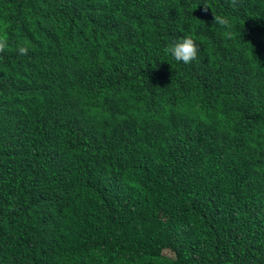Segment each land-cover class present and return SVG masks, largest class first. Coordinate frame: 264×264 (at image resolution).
Instances as JSON below:
<instances>
[{
	"label": "trees",
	"instance_id": "obj_1",
	"mask_svg": "<svg viewBox=\"0 0 264 264\" xmlns=\"http://www.w3.org/2000/svg\"><path fill=\"white\" fill-rule=\"evenodd\" d=\"M0 38V264H264V0H0Z\"/></svg>",
	"mask_w": 264,
	"mask_h": 264
},
{
	"label": "clouds",
	"instance_id": "obj_2",
	"mask_svg": "<svg viewBox=\"0 0 264 264\" xmlns=\"http://www.w3.org/2000/svg\"><path fill=\"white\" fill-rule=\"evenodd\" d=\"M230 6L234 9L239 6V0H230ZM210 7L205 3L204 11L207 12ZM212 24H218L222 28L226 29L224 32L225 37L232 39L234 38V33L231 29V21L228 17L223 15H217L215 12H212ZM7 47L6 39L0 38V53H3ZM199 45L191 36H183L178 41L174 42L171 46L166 47L164 52L170 54L178 62H183L184 64H190L197 59L199 52ZM20 55H26L29 51L27 46H20L18 48ZM95 144H92L89 150H95ZM136 171V166L129 167L127 169V174L130 178H133Z\"/></svg>",
	"mask_w": 264,
	"mask_h": 264
}]
</instances>
